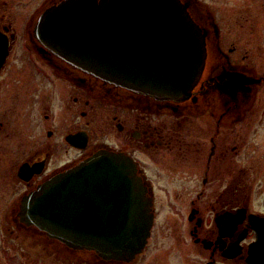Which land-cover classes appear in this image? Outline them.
<instances>
[{
	"label": "flooded vegetation",
	"instance_id": "flooded-vegetation-1",
	"mask_svg": "<svg viewBox=\"0 0 264 264\" xmlns=\"http://www.w3.org/2000/svg\"><path fill=\"white\" fill-rule=\"evenodd\" d=\"M182 2L205 64L188 96L162 99L70 60L96 51L79 36L97 0H0L1 264H140L153 248L168 264H249L264 234V0ZM101 150L130 156L153 198L132 261L26 221V197Z\"/></svg>",
	"mask_w": 264,
	"mask_h": 264
},
{
	"label": "water",
	"instance_id": "water-1",
	"mask_svg": "<svg viewBox=\"0 0 264 264\" xmlns=\"http://www.w3.org/2000/svg\"><path fill=\"white\" fill-rule=\"evenodd\" d=\"M91 25L79 37L96 51L70 60L110 83L179 99L203 71L205 34L182 0H97ZM23 201L28 223L118 260L132 261L144 249L154 222L153 198L136 162L109 150L56 175ZM249 253V264H264V234Z\"/></svg>",
	"mask_w": 264,
	"mask_h": 264
},
{
	"label": "rangeland",
	"instance_id": "rangeland-1",
	"mask_svg": "<svg viewBox=\"0 0 264 264\" xmlns=\"http://www.w3.org/2000/svg\"><path fill=\"white\" fill-rule=\"evenodd\" d=\"M262 15H264V14H262ZM4 223H6V222H3L2 220H0V264H1V262H3L6 254H8L7 253L8 250L5 249V246L6 247L9 246V245H11V242H13L9 236L7 237L6 232L2 231V226H3ZM5 237L9 238L10 241L5 243L4 242V238ZM37 250H38V248H37ZM153 251H155V248H153V250L148 251L144 255V257H143L142 261L140 262V264H168V260H164V259H161V258L160 259L159 258H155V259L158 260V261H156L154 259V256H153V253H154Z\"/></svg>",
	"mask_w": 264,
	"mask_h": 264
}]
</instances>
